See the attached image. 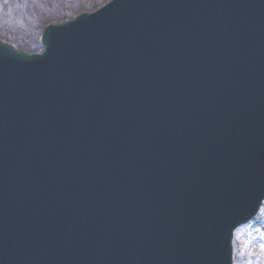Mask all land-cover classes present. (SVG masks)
Masks as SVG:
<instances>
[{"label":"water","instance_id":"1","mask_svg":"<svg viewBox=\"0 0 264 264\" xmlns=\"http://www.w3.org/2000/svg\"><path fill=\"white\" fill-rule=\"evenodd\" d=\"M0 41V264H232L264 203V0H111Z\"/></svg>","mask_w":264,"mask_h":264},{"label":"rangeland","instance_id":"2","mask_svg":"<svg viewBox=\"0 0 264 264\" xmlns=\"http://www.w3.org/2000/svg\"><path fill=\"white\" fill-rule=\"evenodd\" d=\"M73 5L59 4V0H31L29 7L40 6L38 8L39 15L32 16L21 13L14 14L11 10L5 16L0 15V40L13 44L17 49L26 52L39 53L42 47L37 44L38 36L44 26L50 23L61 22V20L70 19L73 15L80 11H92L94 5L103 2L102 0H71ZM27 4H24L25 7ZM3 9H0V13ZM17 12V11H15ZM24 14V15H23ZM42 14V15H41ZM42 16V19H37ZM5 18V22L2 21ZM33 18V19H32ZM32 26V27H31ZM30 28V29H29ZM41 28V29H39ZM30 30L34 37H26L21 35L15 40L7 37V34L16 33L18 31L25 32ZM33 39V41H32ZM36 43V44H35ZM234 264H264V204L254 221L246 226H242L235 233L234 238Z\"/></svg>","mask_w":264,"mask_h":264},{"label":"trees","instance_id":"3","mask_svg":"<svg viewBox=\"0 0 264 264\" xmlns=\"http://www.w3.org/2000/svg\"><path fill=\"white\" fill-rule=\"evenodd\" d=\"M30 1L31 0H0V9H3V11L0 13V15L3 17V16H5V14H8L10 12V10L14 14H17V15H19L21 13H24L25 15L29 16V18H31L33 15L34 16L39 15L38 13H40L39 12L40 9L38 10V8H40V6H38V8H37V6L36 7L35 6L29 7L28 4H29ZM102 1L105 2V0H102ZM24 4H27V5L25 7H23ZM59 4H64V5H67V6L68 5H73L71 0H59ZM97 4L99 5L100 3L97 2ZM29 5H31V4H29ZM94 6L96 7V5H94ZM15 11H17V12H15ZM30 13H31L32 16L29 15ZM39 18L42 19V16H38L37 17V19H39ZM3 20L4 21H2V24H3V22L6 21L5 18H3ZM29 29L26 30L25 32H22V31H18L16 33H10L9 32L7 34V37L15 39V40L19 39L21 35H26L25 38L34 37V34L32 35L31 31ZM39 29H41V28H39ZM32 41H33V39H32Z\"/></svg>","mask_w":264,"mask_h":264}]
</instances>
